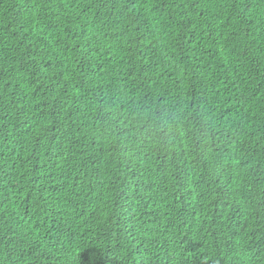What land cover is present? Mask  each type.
Wrapping results in <instances>:
<instances>
[{
    "label": "trees",
    "instance_id": "trees-1",
    "mask_svg": "<svg viewBox=\"0 0 264 264\" xmlns=\"http://www.w3.org/2000/svg\"><path fill=\"white\" fill-rule=\"evenodd\" d=\"M0 264H264V0H0Z\"/></svg>",
    "mask_w": 264,
    "mask_h": 264
}]
</instances>
